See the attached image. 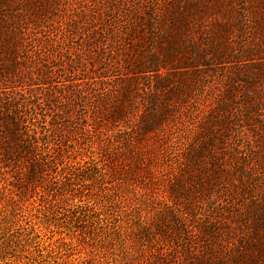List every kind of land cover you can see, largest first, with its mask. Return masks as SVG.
<instances>
[{
    "label": "rangeland",
    "instance_id": "374dc122",
    "mask_svg": "<svg viewBox=\"0 0 264 264\" xmlns=\"http://www.w3.org/2000/svg\"><path fill=\"white\" fill-rule=\"evenodd\" d=\"M12 1H27L36 13L15 14L10 0H0V9L26 28L24 73L15 83L23 95L11 103L55 168L34 163L18 141L10 157L0 145V264H150L144 254L156 243L153 217L188 223L182 202L171 201L165 182L152 178L168 163L156 159L162 132L131 127L137 113L112 116L116 104H146L142 89L166 79L168 92L183 70L174 67L192 63L197 73L183 99L167 100L168 122L178 116L177 143L227 121L225 146L239 164L229 167L234 181L248 162L264 174V115L257 113L264 114V98L250 114L238 110L264 92V0ZM173 29L180 40L159 73L133 74L141 54L161 60L163 37ZM235 56L241 68L231 62Z\"/></svg>",
    "mask_w": 264,
    "mask_h": 264
},
{
    "label": "trees",
    "instance_id": "16d2710c",
    "mask_svg": "<svg viewBox=\"0 0 264 264\" xmlns=\"http://www.w3.org/2000/svg\"><path fill=\"white\" fill-rule=\"evenodd\" d=\"M10 2V10L15 14H20L19 10L36 13L27 1ZM7 10L0 9V145L4 146V154L10 157V151L13 149L11 143L18 141L14 144L17 148H28L34 157V163H50V167L55 168L54 158L46 160V155L42 154L35 136L29 133L25 118L17 115L16 105L11 103L15 94L23 95L22 88L15 90V83L24 73L20 67L25 63L20 50L26 38L23 31L26 28L22 19L16 20V16L12 13L8 15ZM163 39L167 44L163 49L167 53H161L159 61L158 57L151 53L141 54L135 58L134 68L137 71L133 74L159 73L163 65L161 63L174 54L172 47L180 37H177L173 29ZM166 48L170 49V53ZM146 49L147 45L143 51ZM222 57L220 55V58ZM242 61L243 59L236 57L231 62L241 68ZM194 67L192 63L174 67L183 70L177 77L172 75L177 82L169 89V93L164 92V88L169 87L166 79L159 82L158 87L153 90L150 87L149 91L142 89L145 94L142 99H146V104L131 100L128 109L125 105L122 107V104L112 107V116L115 119H128L129 113H137L138 120L131 127L139 132H162L161 136L157 134V138L160 136L163 141H157L156 159L160 154L162 162L166 158L168 163L163 167V174L152 170V178L155 182H165V192L171 201L179 206L182 202L184 210L189 211L192 217L185 218L188 223L170 218L174 222L170 224L169 220L154 216L156 243L152 245L151 250H147L144 257L150 264H264V174L258 172L259 163L248 162L247 170H244L247 175L240 170L235 182L229 167L232 165L231 167L238 169L239 164L228 155L225 146L231 134L227 121L223 120L215 130V125L201 127L200 133L195 132L200 138L190 136L188 132L184 141L178 144L174 136L178 116L172 113V123L167 120V115L173 111L167 100L172 96L184 98L188 81L194 83L197 78ZM263 98L264 92H258L253 102H240L238 110H245L250 114L262 103ZM139 104L143 105L140 112ZM257 113L264 115L262 111ZM220 128L226 130V134L222 135ZM131 140L127 139L128 143ZM217 143L221 147H218ZM263 166L264 163L261 167ZM203 207L206 208L203 210ZM159 238H165L166 243L160 244Z\"/></svg>",
    "mask_w": 264,
    "mask_h": 264
}]
</instances>
